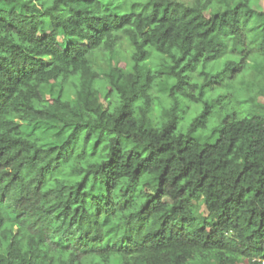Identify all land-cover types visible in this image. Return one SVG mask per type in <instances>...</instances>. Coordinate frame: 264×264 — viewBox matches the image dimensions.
I'll return each mask as SVG.
<instances>
[{
	"label": "clouds",
	"instance_id": "clouds-1",
	"mask_svg": "<svg viewBox=\"0 0 264 264\" xmlns=\"http://www.w3.org/2000/svg\"><path fill=\"white\" fill-rule=\"evenodd\" d=\"M0 264H264V0H0Z\"/></svg>",
	"mask_w": 264,
	"mask_h": 264
}]
</instances>
